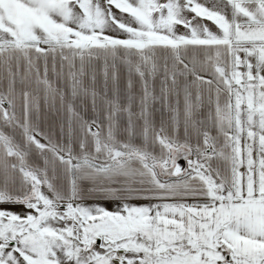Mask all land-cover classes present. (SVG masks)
<instances>
[{
	"label": "snow or ice",
	"instance_id": "6c2138e0",
	"mask_svg": "<svg viewBox=\"0 0 264 264\" xmlns=\"http://www.w3.org/2000/svg\"><path fill=\"white\" fill-rule=\"evenodd\" d=\"M0 264H264V0H0Z\"/></svg>",
	"mask_w": 264,
	"mask_h": 264
}]
</instances>
